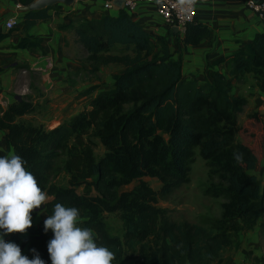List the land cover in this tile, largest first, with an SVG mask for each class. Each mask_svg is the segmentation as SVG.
<instances>
[{
    "label": "trees",
    "instance_id": "trees-1",
    "mask_svg": "<svg viewBox=\"0 0 264 264\" xmlns=\"http://www.w3.org/2000/svg\"><path fill=\"white\" fill-rule=\"evenodd\" d=\"M49 10L25 13L23 32L47 21ZM74 24L61 29L75 32L89 54L92 72L108 65L125 71L114 77L112 90L90 102V110L54 130L27 120L34 109L31 98L0 109V131H8V149L27 161L38 185L53 198L34 209L31 217L43 210L51 214L58 202L77 207L80 226L92 228L100 236L96 243L114 252L111 264L221 262L225 254L239 249L240 236L254 229L264 209L262 185L253 174L264 160V117L252 113L239 124L247 100L233 95L235 85L247 76H253L264 92V34L230 60H216L213 66L224 64L225 72L210 70L208 80L200 84L185 79L182 62L169 55L163 40L154 43L126 11ZM184 35L186 46L211 38L198 24L190 25ZM39 47L40 42L29 36L18 45L27 50ZM116 47H122L121 53L110 54ZM95 139L106 150L99 160ZM198 156L208 168L205 196L223 201L221 214L204 218L205 225L173 222L169 212L158 207L159 199L190 183ZM61 173L69 176L68 188L52 182ZM146 177L157 179L161 189L152 190L142 181ZM133 183L131 190L125 189ZM106 213L119 215L122 237L110 233ZM26 232L31 237L30 259V249H35L45 264L50 263L46 245L51 230L45 234L42 223Z\"/></svg>",
    "mask_w": 264,
    "mask_h": 264
},
{
    "label": "crops",
    "instance_id": "crops-1",
    "mask_svg": "<svg viewBox=\"0 0 264 264\" xmlns=\"http://www.w3.org/2000/svg\"><path fill=\"white\" fill-rule=\"evenodd\" d=\"M35 1L0 0V36L5 35L0 38V109L5 111L18 98L30 96L31 92L39 90L48 101L47 116L42 117V126L50 131L85 110H90V102L99 93L112 90L114 77L125 71L123 66L108 65L100 66L97 72H92L91 64L88 62L89 54L77 42L75 32L71 29L62 30L61 27L75 25L77 20L118 17L125 9L113 7L106 10L104 6L108 0H74L70 7L58 4L49 8L50 18L45 22H39L24 33L22 19L27 12L23 9ZM195 11V24L207 29L211 33V38L189 46L184 44L183 33L170 29L164 23L154 4L141 3L134 11L126 12L153 36L154 43L158 44V38L163 40L169 55L174 60L182 62L185 79H196L200 84H204L208 80L210 70L225 72L224 64L213 66V63L221 58L227 61L233 58L242 46L251 44L258 35L264 34V24L249 8L247 0H195ZM10 19L18 23L15 30L7 31L5 25ZM26 36L38 40L40 47L32 50L19 49V43ZM162 48L163 44H159L158 50ZM120 49L122 47H116L110 54L116 55ZM46 59L53 62L52 69L46 73L35 72L34 67L38 64L44 66ZM93 88L97 90L92 92ZM233 95L247 100L244 115L241 114V122L245 116L252 113H259L264 117V92L258 88L253 76H247L244 82L235 85ZM7 134L8 131H0V155L14 153L13 149H8L5 140ZM253 174L264 186V160ZM67 177L62 188L69 187V176ZM143 179V182L150 185ZM135 185L136 183H133L125 189L131 190ZM80 189L81 193H78L82 194L83 189ZM52 200L53 198L48 196L44 204ZM38 213L40 214L32 217L31 227L35 229L48 215L45 210ZM263 215L264 209L254 229L240 236L239 249L232 254H226L227 257L223 256L221 262L217 261L214 264H263ZM5 239L18 244L21 254L27 255L30 259L31 237L26 230L25 233L9 234Z\"/></svg>",
    "mask_w": 264,
    "mask_h": 264
},
{
    "label": "clouds",
    "instance_id": "clouds-1",
    "mask_svg": "<svg viewBox=\"0 0 264 264\" xmlns=\"http://www.w3.org/2000/svg\"><path fill=\"white\" fill-rule=\"evenodd\" d=\"M234 157L239 160L241 154L234 153ZM47 199L26 160L11 152L0 155V264H45L35 249H30L29 259L18 244L5 237L25 233L32 226V211ZM79 221L77 207L53 205L43 221V232L51 230L52 234L46 245L50 264H111L114 252L97 244L93 229L80 226Z\"/></svg>",
    "mask_w": 264,
    "mask_h": 264
},
{
    "label": "rangeland",
    "instance_id": "rangeland-1",
    "mask_svg": "<svg viewBox=\"0 0 264 264\" xmlns=\"http://www.w3.org/2000/svg\"><path fill=\"white\" fill-rule=\"evenodd\" d=\"M122 50L123 49H120L119 51H117V53H121ZM37 97L38 92H31L30 96L24 97L25 99L31 98V100H29L28 102L31 103L34 107V109H31L33 111V114L27 116V120H32L35 125L42 126V117H44V115L47 116L46 110L48 101L47 99H44V96L36 101ZM247 117L248 115L245 116L241 122L240 119L242 118V115H240L238 119L239 124H243L247 120ZM93 142L96 145L95 157L97 160H99L104 155L106 150L98 140L95 139L93 140ZM67 178L68 177L66 173H61L56 178H54L52 182L57 184L58 187L61 186L62 188L65 185ZM143 180L150 184L149 187L152 190L158 191L160 189L161 185L159 184V181L157 179L146 177ZM208 183V168L204 161L198 156L196 159V163L192 166L191 169L190 183L186 186L181 187L180 189L175 190L170 196L160 198L158 207L166 209L169 212V218L173 222H189L195 225H205L204 218H217L220 216L221 204L223 203L222 200H215L211 197L205 196L204 192L206 187L208 186ZM78 192L81 193V189H79ZM262 193L264 201V186L262 188ZM104 216L110 233L122 237L124 234V229L119 215L106 213L104 214ZM95 237L100 238V236L96 234ZM225 257H227L226 254ZM126 264H134V262Z\"/></svg>",
    "mask_w": 264,
    "mask_h": 264
},
{
    "label": "built area",
    "instance_id": "built-area-1",
    "mask_svg": "<svg viewBox=\"0 0 264 264\" xmlns=\"http://www.w3.org/2000/svg\"><path fill=\"white\" fill-rule=\"evenodd\" d=\"M125 11L132 12L141 3H152L156 6L158 15L170 29H176L185 34L190 25L196 22L195 0H124ZM113 0H108L104 8L106 10L113 9ZM247 4L254 11L261 22L264 24V0H247ZM17 21L10 19L5 29L7 31L15 30ZM53 67L50 59L45 60L44 66L40 64L34 67V71L38 73H46ZM25 73V72H24Z\"/></svg>",
    "mask_w": 264,
    "mask_h": 264
},
{
    "label": "water",
    "instance_id": "water-1",
    "mask_svg": "<svg viewBox=\"0 0 264 264\" xmlns=\"http://www.w3.org/2000/svg\"><path fill=\"white\" fill-rule=\"evenodd\" d=\"M73 2L74 0H36L31 5L24 8L23 11L25 12L41 11V10L49 9L58 4L70 7L73 4ZM124 3H125L124 0H113L112 2L114 8L116 9H123ZM18 100L20 99L18 98Z\"/></svg>",
    "mask_w": 264,
    "mask_h": 264
}]
</instances>
